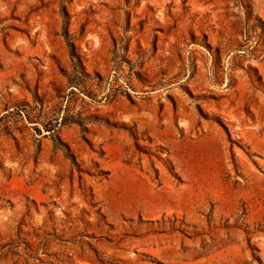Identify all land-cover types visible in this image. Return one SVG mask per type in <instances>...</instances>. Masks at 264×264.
I'll list each match as a JSON object with an SVG mask.
<instances>
[{"label": "rangeland", "instance_id": "rangeland-1", "mask_svg": "<svg viewBox=\"0 0 264 264\" xmlns=\"http://www.w3.org/2000/svg\"><path fill=\"white\" fill-rule=\"evenodd\" d=\"M0 264H264V0H0Z\"/></svg>", "mask_w": 264, "mask_h": 264}]
</instances>
